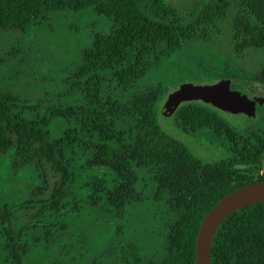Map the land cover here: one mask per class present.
I'll list each match as a JSON object with an SVG mask.
<instances>
[{"label":"trees","instance_id":"trees-1","mask_svg":"<svg viewBox=\"0 0 264 264\" xmlns=\"http://www.w3.org/2000/svg\"><path fill=\"white\" fill-rule=\"evenodd\" d=\"M86 10L110 28L95 33L80 65L64 80L68 92L58 99L74 96L70 105L29 103L0 89V155L10 154L15 172L33 166L56 179L18 210L0 207L7 263L25 264L31 241L50 242L52 232L68 229L54 224L63 211L79 215L88 207L124 222L104 252H117L119 264H196L204 217L230 193L264 182V136L239 131L211 105L184 103L175 116L185 134L212 131L229 146V158L205 162L162 128L164 85L142 84L190 44L210 42L230 10L233 53L264 52V0H205L183 9L167 0H0V29L27 33L53 14ZM255 81L264 85V66ZM146 178L153 183L152 199L169 215L161 259L146 258L139 243L125 238L131 214L147 200ZM45 192L48 199L38 200ZM16 211L33 212L29 225L17 229ZM39 228L44 232L30 235ZM211 264H264V203L222 223Z\"/></svg>","mask_w":264,"mask_h":264},{"label":"rangeland","instance_id":"rangeland-1","mask_svg":"<svg viewBox=\"0 0 264 264\" xmlns=\"http://www.w3.org/2000/svg\"><path fill=\"white\" fill-rule=\"evenodd\" d=\"M167 1L183 9L205 0ZM233 18V10H230L228 16L218 23V34L210 42L190 44L181 53L162 62L142 84L143 87L164 85L165 94L158 115L162 128L185 143L196 156L210 163L230 157L226 141L212 131L185 134L177 126L176 116L163 115L162 108L168 96L183 84L210 86L224 80L231 81L232 90L250 100H264V85L255 81L264 66V52L250 51L241 57L233 53ZM108 28L109 24L94 10H86L53 14L46 22L34 26L27 33L0 29V89L11 90L29 103L51 106L60 100L64 105H70L74 96L58 99V95L68 92L63 82L80 65L82 51L92 44L95 33L107 31ZM218 114L241 132H256L264 136V101L258 104L254 117L221 111ZM58 123L55 122L56 125ZM54 133L55 137L59 136V132ZM44 170L30 166L15 172L10 154L0 155V207L7 205L18 210L19 206L33 199L34 191L46 186L53 187L56 179L50 173L49 179L43 176ZM146 181L147 200L131 214L125 228V238L139 243L146 258L161 259L166 245L169 215L163 205L152 199L153 183L148 178ZM48 197L45 192L38 200ZM15 213L17 229L29 225L28 216H31L32 211ZM54 224L57 225L56 229L63 225L68 229L52 232L53 240L50 242L45 239L36 243L31 241V253L25 258V264H119L117 252L115 255H106L104 252L116 241L113 236L117 229L125 224L113 219L109 212L88 207L79 215L63 211ZM34 225H30L31 228ZM43 232L39 228L31 230L30 235L37 236ZM119 249L115 247V251ZM0 264H10L3 252L1 236Z\"/></svg>","mask_w":264,"mask_h":264},{"label":"water","instance_id":"water-1","mask_svg":"<svg viewBox=\"0 0 264 264\" xmlns=\"http://www.w3.org/2000/svg\"><path fill=\"white\" fill-rule=\"evenodd\" d=\"M263 101V99L250 100L247 96L232 90L229 80L210 86L186 83L168 96L162 113L170 117L175 115L184 103L202 102L221 112L254 117L258 104H262ZM263 203L264 182H260L242 187L216 204L201 223L197 238L196 264H211V248L214 237L228 217L241 209Z\"/></svg>","mask_w":264,"mask_h":264}]
</instances>
